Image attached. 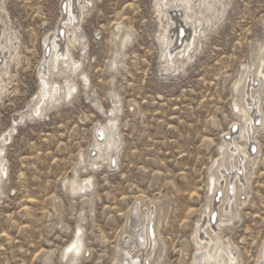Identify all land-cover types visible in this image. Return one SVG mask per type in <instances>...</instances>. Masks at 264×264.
<instances>
[{
    "label": "rangeland",
    "instance_id": "obj_1",
    "mask_svg": "<svg viewBox=\"0 0 264 264\" xmlns=\"http://www.w3.org/2000/svg\"><path fill=\"white\" fill-rule=\"evenodd\" d=\"M64 1L0 0V31L6 35L0 60L7 59L0 67L7 169L0 183V264H67L62 253L77 228L83 246L74 264H119L135 208L154 212L158 243L150 263L196 264L195 234L209 206L217 219L226 215L221 158L249 145L254 152L240 178L244 186L233 219L224 227L214 223L209 232L215 230L237 264H258L264 252V88L254 82L259 124L247 145L238 137L248 127L235 104L246 105L241 89L251 81H238L254 73L258 56L264 58V0H218L203 11V21L211 22L204 35L197 34L190 59L167 70L160 40L168 25L175 27L168 15L158 14L159 0H76L71 27L79 29L81 42L70 53L85 78L49 76L50 83L61 87L67 79L76 89L34 113L38 72L48 58L44 40L59 25ZM193 2L197 10L201 0ZM81 3L85 10L76 7ZM174 10L168 14L178 18ZM124 32L130 40L117 55ZM18 115L22 119L13 124ZM109 120L120 145L107 166L104 157L95 161L91 149L95 128ZM225 139L236 142L227 152L221 150ZM211 177L219 179L214 201ZM87 178L86 193L69 191L72 181L85 185Z\"/></svg>",
    "mask_w": 264,
    "mask_h": 264
},
{
    "label": "bare ground",
    "instance_id": "obj_2",
    "mask_svg": "<svg viewBox=\"0 0 264 264\" xmlns=\"http://www.w3.org/2000/svg\"><path fill=\"white\" fill-rule=\"evenodd\" d=\"M75 1L76 0H66L63 2V7L61 8L62 18L59 21V25L57 26L55 32L48 35L44 40L43 45L45 47L46 55L48 54V58L46 57L44 59L42 68H40L38 72L40 91L37 97V101L35 103V107L33 109L34 113H40V110L43 109V107L42 109L40 108L41 106H45V104L49 106V104L61 97V95L64 98L71 97L73 95L76 87L71 82H68L67 79H70L74 76L80 77L81 79L85 78L84 74L80 72V63L76 60H73L70 53V48L73 49L75 45H80L81 42V37H79L80 34L77 33L79 29L77 28L78 31H76V28L74 27L75 25L71 27V24L77 20L78 12L76 13L74 4L76 3ZM85 1L86 0H83V2ZM174 2H177V4ZM215 3H218V0H201L200 6L197 10L192 7V4H194L193 0H159L156 3L158 14H164L165 16L168 15L167 20L171 21L172 25L175 27L174 31L173 29L171 31L169 30L170 26L168 25L167 30L164 31L163 36L166 33L167 35L164 36L162 40H160L165 46L163 52V59L166 70L168 68H171L172 65L179 63L180 60L184 57L190 59L189 51H191V49L195 46V43L198 40L197 34L204 35V24L211 22V19L207 16V18H205L203 21V11L210 12ZM181 4L184 5V8L182 10H179L178 8ZM201 6L203 7V10L201 9ZM76 7H78L80 10H85L84 4L82 3L78 4V6ZM173 8L176 9L174 10V12H178L180 14L178 18L177 16L176 18H171V16L168 14ZM179 20H181V23L183 25H178L180 23ZM189 30L190 34H188ZM4 35L5 33L1 30L0 49H2L3 52L6 50L3 46L5 42H1V40L4 38ZM64 40L66 41L65 43H63ZM129 40L130 34L128 32H124L120 35L118 34V42L116 46L117 55L120 54V51L127 45ZM261 53H264L263 49L261 50ZM5 58L6 57H4L2 61L0 60V67L2 68L4 67L7 60ZM115 63L116 61L115 59H113L112 64ZM263 68L264 58L262 56H258L254 73H251V76H245L238 81V83L242 82L243 84H245L246 81H251L250 87L243 86V88L241 89V100H243L246 105L244 104L238 107L235 104V107L238 108V112L241 115V119L248 127L246 133L244 127L243 129L238 131V137L241 139V141H245V145L249 143L251 135H254L255 125L259 124L258 120L255 121V115L253 114L255 113L254 107L256 106V99L260 89H256L255 91H253V85L255 81H258L259 88H264ZM54 74L56 77H61V75L66 76L67 79H65V82L61 87L60 85H56V83L49 82V76L52 77ZM249 101L251 104L248 103ZM113 103L116 104L117 102L113 101ZM116 110V107H114L112 113ZM19 119H22V115H18L17 118L14 119L13 124H16L17 120ZM247 122L249 123L247 124ZM100 130L102 131V134L99 133ZM98 134L100 136H98ZM115 134L116 125L114 120H109L108 125H104L101 127L97 126L95 128V139L91 149V152L95 153V161L100 160L104 157L102 161H105V163H107V166L114 163L113 157L116 154L120 145V143L117 141V138H115ZM5 141L6 139L0 142V183L7 174V169L3 163L4 161L2 160V145ZM234 141L235 139L233 140V142ZM235 143L233 144L231 143V141L225 139V145L223 148H221V150L227 152L232 145H236ZM236 147L237 150H232L231 148L232 154L230 155L229 150V155L227 157H222V162L221 164L219 163L220 165H218V168L223 167L222 169H224V171L221 172L224 181V187H222L223 195L221 202H226L227 204V209L224 210V213L226 215H220L217 219L216 213L211 214L212 210L211 206H209L206 218H204L203 224L199 226L195 234V246L197 247V252L199 253L194 260L196 261V264H237V259L233 255L232 250L228 247H224L222 244H219V238L215 233V230L209 232L214 223L217 227H224L225 223H228L233 219V209L235 206H237L239 202V200L237 199V195L238 193L243 191L244 184L243 181L240 180V178L243 175V170L245 172L248 166L251 164L249 158L252 156L254 149L252 148V151V146L250 147V145L248 146L249 150L248 148L245 150V146ZM240 147H242L243 149H241ZM221 155H224V153L221 152ZM230 158H232V161L230 160ZM229 160L231 162H229ZM246 176L247 175L244 174L245 180L247 179ZM211 178L213 179H211L209 186L214 201L215 194L218 192L216 185L218 184L219 179H215L214 177ZM86 181L88 182L89 178L83 180L82 182ZM233 183H235L234 186L231 185ZM238 183H240V186H238ZM90 186V181L85 185H82V183L77 184L75 181H72L69 184L68 189L71 193H75L78 191L86 193ZM219 196L220 195H218V198ZM222 210L223 207L220 208L219 213H223ZM222 217H226L227 219L222 220ZM153 220H155L153 211L147 210L146 212H141L137 211L136 208L133 209V212H131L129 216V232L125 237V243L127 248L125 251H122V257L121 259L119 258L120 261L118 260L119 264H152L150 263V260L154 257L156 251L155 249L158 243L155 234H153L152 232ZM82 246L83 244L81 240V231L79 228H77L74 232L73 238L62 253L63 259L69 257L67 264H74L76 262L82 250ZM133 260L136 262H134ZM130 261L132 263H130ZM258 264H264V252L260 256Z\"/></svg>",
    "mask_w": 264,
    "mask_h": 264
},
{
    "label": "water",
    "instance_id": "obj_3",
    "mask_svg": "<svg viewBox=\"0 0 264 264\" xmlns=\"http://www.w3.org/2000/svg\"><path fill=\"white\" fill-rule=\"evenodd\" d=\"M45 54H46V51H45ZM134 261V260H133ZM134 262H136V261H134ZM130 263H132L131 261H130ZM137 263H138V261H137Z\"/></svg>",
    "mask_w": 264,
    "mask_h": 264
}]
</instances>
